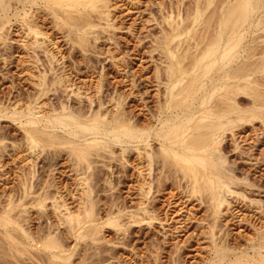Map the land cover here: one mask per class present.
<instances>
[{
	"label": "bare ground",
	"instance_id": "obj_1",
	"mask_svg": "<svg viewBox=\"0 0 264 264\" xmlns=\"http://www.w3.org/2000/svg\"><path fill=\"white\" fill-rule=\"evenodd\" d=\"M128 1L125 11H137L125 28L132 48L116 38L122 17L108 0H0V67L7 64L4 51L10 47L5 25L11 28L13 22L18 28L13 32L20 33L12 54L19 59L8 62L17 61L19 70L0 92V122L12 123L21 135L9 140L0 129V184H13L0 190V260L95 264L87 251L97 246L102 227L127 239L134 226H158L162 232L144 235L148 245L132 261L159 264L158 243L187 234L196 220L201 230L175 246L168 264H181L183 248L204 251L203 259L189 257L196 264L264 263V159L241 144L252 139L264 156V0ZM48 25L69 51L84 55L85 76L65 65L61 43L47 33ZM100 55L120 76H109ZM132 57L148 60L147 72L136 75L129 66ZM16 80L27 82L31 91L22 95ZM61 154L67 165L59 174L75 179V195L56 176ZM5 157L11 161L6 171ZM113 161L124 175L115 183L102 179L103 184L122 186L128 201L114 197L99 217L97 175ZM129 164L130 175L124 170ZM192 201L203 213L199 219L193 207H184ZM238 206L255 212L258 225L237 215ZM31 211L34 218L28 217ZM33 220L37 225L31 228ZM231 221L248 224L253 233L242 237L243 243L230 242L229 233L221 231ZM66 238L83 243L84 252L74 253L79 243L67 246Z\"/></svg>",
	"mask_w": 264,
	"mask_h": 264
},
{
	"label": "rangeland",
	"instance_id": "obj_2",
	"mask_svg": "<svg viewBox=\"0 0 264 264\" xmlns=\"http://www.w3.org/2000/svg\"><path fill=\"white\" fill-rule=\"evenodd\" d=\"M111 2V5L113 6V5H115L116 7H119V8H116L115 10L116 11H118V12H116L115 10H113V9H110L111 11H113V12H115V15L117 16V17H122L121 19H122V22L121 23H123L122 25V27H123V29L122 30H120V31H115V36H116V38H118V41L121 43H125L126 41L128 42V47L130 48H132V46H133V44H129V41L132 39V35H131V33L130 32H128V31H126L127 29H125L126 28V26L128 27L129 25H130V23L132 22V20L134 19V17H135V15H137V11H135V10H132L131 11V9L130 10H126L127 11V13H126V11H125V9L127 8L126 7V5H125V2H127L126 0H108V2ZM122 1V2H121ZM163 1H165V0H163ZM129 2V1H128ZM110 4V3H109ZM125 6V7H124ZM130 6V5H129ZM128 6V7H129ZM139 8H143V6L141 5V4H139V6H138ZM130 14H129V13ZM38 13H39V11H36L34 14L35 15H38ZM132 13V14H131ZM124 14V15H123ZM126 14V15H125ZM119 15V16H118ZM123 15V16H122ZM131 17V18H130ZM11 24L13 25V22H11ZM10 24V25H11ZM126 24V25H125ZM11 25V28H10V26H9V24H6L5 25V27H4V29H6V31H4L3 30V32H5V33H7V38L9 39V40H7L6 42L9 44V49H7V50H5L4 51V54H5V56L6 57H8L7 58V60H8V62L9 61H12V60H17V59H19V58H17V59H15V57H14V55H12L13 54V51L14 50H16V47H17V43H16V41L18 40V36L20 35V33H14L13 32V30L15 29V28H17L15 25H13L12 26ZM51 26V27H50ZM10 29H9V28ZM12 27L14 28V29H12ZM18 29V28H17ZM51 29V30H50ZM11 31V32H10ZM46 31H47V33L48 32H51V34L53 33L54 35H55V37H59V36H61L60 35V33L58 32V31H56L55 29H53V27H52V25H48V27H46ZM9 34V35H8ZM49 34V33H48ZM59 34V35H58ZM15 35V36H14ZM58 35V36H57ZM104 35V34H103ZM103 35H101V36H103ZM105 35H107V34H105ZM104 35V36H105ZM131 37V38H130ZM59 39V44H60V46H61V48H60V50L63 52V54H64V56H65V58H67V59H64L63 61L65 62V65L67 66V67H69L70 68V66H71V68H77V70H79L80 71V76L82 75V76H85L86 74H84L85 72L84 71H86V67H85V65H86V58H84V55L83 54H81V53H79L78 51H69L68 50V45H66V43L61 39V38H58ZM101 40V41H100ZM99 41H98V43H99V48H98V50L100 51V52H103L104 51V45H103V43H104V40L103 39H100ZM12 41H14V42H12ZM58 41V40H57ZM10 42H11V44H12V48H11V45H10ZM13 43L14 44H16L15 46L13 45ZM13 49V50H12ZM67 49V50H66ZM10 50V51H9ZM11 50H12V52H11ZM19 50V49H18ZM103 50V51H102ZM11 52V53H10ZM67 52V53H66ZM11 54V56L12 57H10V59H9V54ZM72 56H71V55ZM78 54H80V55H78ZM73 58H71V57ZM100 57V60L102 61H104V64L105 65H112L111 63H109L108 62V60L106 59L105 60V55H100L99 56ZM103 57V58H102ZM1 58V57H0ZM13 58V59H12ZM12 59V60H11ZM133 59V60H132ZM73 60V61H72ZM84 60V61H83ZM131 63L129 62V66L131 67V69H132V71L133 72H135L136 73V75H140V74H143V73H145V72H147L146 70H144V67H147L148 68V66L149 65H151L150 64V62H148V60L146 61V59H142V61L141 60H138V61H136L135 60V58H131ZM0 62H1V59H0ZM7 62V64H4L3 66H1L0 67V70L2 71V73L0 74V92L1 93H3V91L5 90L6 91V87L8 86V84H9V82H10V76H14V74L16 73L15 71H18L19 70V67H18V65H16V63L18 64V62L17 61H14V63H13V65L12 66H14L15 65V67H12L9 63ZM75 62V63H74ZM144 62V63H143ZM74 63V64H73ZM138 63V64H137ZM69 64V65H68ZM144 64V65H143ZM1 65V64H0ZM81 65V66H80ZM6 66V67H5ZM62 65H60V67H61ZM74 66H76V67H74ZM108 66V73L110 74L109 76H120L118 73H117V71H116V69L115 68H113L112 66H110L109 67ZM143 66V67H142ZM57 67H59V64H57ZM15 68V69H14ZM17 68H18V70H17ZM106 69V68H105ZM143 69V70H142ZM8 70H9V72H8ZM141 70H142V72H141ZM144 71V72H143ZM58 72H60V71H58ZM5 75H4V74ZM7 76V78L8 79H3V77L2 76ZM26 76L25 74H22V75H19V76ZM15 76H17V75H15ZM6 80V81H5ZM115 80H118V78H113V81L115 82ZM120 80V79H119ZM119 80H118V82H119ZM4 81H5V83H4ZM7 81H9V82H7ZM17 81V80H16ZM110 81H111V79H110ZM113 81H111V82H113ZM16 83H18L19 85V88L21 87V92H23V94L22 95H24L25 96V94L26 93H29L30 91H31V87L27 84V82H25V81H17ZM27 84V85H26ZM29 87H30V89H29ZM122 88V87H121ZM22 89H24V90H22ZM27 90H28V92H27ZM30 90V91H29ZM125 90V89H124ZM4 91V92H5ZM126 91H127V88H126ZM0 93V94H1ZM25 93V94H24ZM130 108V107H129ZM128 108V110H130ZM135 113H136V111H134ZM0 129H2L1 131H2V133H3V135L4 136H6L7 138H9V140H14V141H16L17 139L19 140L20 139V137H21V135L20 134H18V133H20L19 131H18V129H17V127L15 126V125H13L12 123H10V122H7V121H5V122H0ZM252 134V133H251ZM253 136H255L254 134H252ZM249 136H251V135H249ZM253 136H251L252 138H254ZM256 138V137H255ZM244 147H245V149H246V152L247 151H249V153H251V154H254L255 156H256V158H262V159H264V156H263V154H262V152H260L259 151V148L257 149V143H255V141H254V143L252 142V139H251V143H250V141H248L247 143L246 142H242L241 143ZM254 145V146H253ZM250 148H249V147ZM257 152H259V153H257ZM256 153V154H255ZM262 157H261V156ZM65 156L66 155H62L61 154V156L58 158V159H56V161H57V169H59V170H57L58 172V175H56V176H59V179H60V181L63 183V182H65V183H69L71 186V189L73 188L74 189V191L72 190V192H74L73 194L75 195V193L77 194V187L75 188V179H73V177L71 176L70 177V174H59L60 173V171H64L63 169V166H65V165H63V164H66L67 162H65ZM63 157V158H62ZM131 158H134V156L132 155L131 157H130V159ZM232 158V157H231ZM262 159H259V160H261V161H263ZM65 162V163H62L61 164V162ZM130 161H132V160H130ZM11 161H10V159L9 158H4L3 160H2V162H1V164H3V169L6 171V170H9V169H11V163H10ZM262 163V162H261ZM114 164V165H113ZM132 164H133V162H132ZM131 164V165H132ZM243 164V165H242ZM240 163V165H241V167H244L245 168V166L244 165H246V163ZM60 165V166H59ZM67 165V164H66ZM131 165L129 164V165H127L128 167H126V169H124V170H126L125 172L128 174V175H130V174H132L134 171H133V168L131 167ZM130 166V167H129ZM250 165H248L247 164V166H246V168H248ZM110 169H107V168H102L101 169V171L102 172H98V173H100L99 175H97V176H99L98 177V179L100 180V181H102L101 182V184L98 186V191L95 193L96 195V200H98V202H97V207H95V209H99V217L101 216V217H103L104 216V214H105V212L107 211L106 209H107V207H106V205L109 203V201H111L112 199H115V198H117L119 201L120 200H127L128 201V195H127V193H126V191L124 192V190L125 189H123L122 188V186H119V188L117 187H114L113 189H110L111 187H107V186H105L104 184H103V180H105V179H107V178H109V179H111V182H113V183H115V181H118V180H121L122 179V175H124V171L122 170L123 168L117 163V161L115 162V161H113L112 163H111V165H110ZM132 168V169H131ZM250 169V168H249ZM104 171H106V172H104ZM123 171V172H122ZM250 171V175L251 176H253L255 179H257L258 177H259V173H254L253 175H252V173H253V171H251V170H249ZM114 172V173H113ZM118 172H120V173H118ZM262 172L264 173V170L262 171L261 170V174H262ZM113 176H112V175ZM61 175V176H60ZM63 175V176H62ZM67 175H68V177H67ZM108 175H110L111 176V178H110V176H108ZM250 175H248L249 176V178L251 177ZM255 175H257V176H255ZM121 176V177H120ZM65 177V178H64ZM8 178H10V177H8ZM70 178V179H69ZM254 178H251V179H254ZM263 178V177H262ZM1 179H3V177L1 178L0 177V180ZM48 179V178H47ZM103 179V180H102ZM65 180V181H64ZM68 180V181H67ZM71 180V181H70ZM113 180V181H112ZM9 183L6 185L8 188L11 186H13V184L10 182V181H8ZM0 183H1V181H0ZM11 183V184H10ZM72 185H73V187H72ZM113 184H111V186H112ZM6 186H4V185H1L0 184V190L3 188L4 189V187H5V189L7 188ZM103 186V187H102ZM113 187V186H112ZM105 188V189H104ZM70 189V190H71ZM107 190V191H106ZM110 190V191H109ZM63 192H60V193H62L63 195H67V193L65 194V191H64V189L62 190ZM106 193V194H105ZM110 193V194H109ZM109 194V195H108ZM127 196H126V195ZM62 195V196H63ZM167 196V195H166ZM66 197V200H67V203L69 202H71V199L69 198L70 196L68 195V197L67 196H65ZM113 197V198H112ZM115 197V198H114ZM69 198V199H68ZM253 198V197H252ZM255 198V200H257V199H260V197H254ZM262 199V198H261ZM107 202V203H106ZM49 203V201L46 203V204H48ZM188 203V204H187ZM185 205H184V207H187V209H189V207H190V209H192V207H193V209L192 210H196V208H197V210H199L200 209V206L198 207V201H192V203H190V202H187ZM190 203V204H189ZM134 203H133V201H129V204H127L129 207H131V208H133L134 207V205H133ZM195 205H197V207L195 206ZM234 205V207H236L237 205H236V203H234L233 204ZM70 206H72V205H70ZM241 206V205H240ZM240 206H238V209H240ZM102 210H101V209ZM104 208H105V210H104ZM237 209V210H238ZM131 210V209H130ZM196 210V211H197ZM105 211V212H104ZM195 211V215H197V219H199V218H201L202 217V215H203V213L202 212H199V211H197L196 212ZM234 212H236V211H234ZM242 214H241V213ZM243 212H245V214L243 213ZM247 212H248V214H247ZM32 213H33V215H32ZM183 213V212H182ZM201 213V214H200ZM30 216H28L29 218H34L35 216V214H34V211H31V212H29L28 213ZM27 214V215H28ZM183 214H185V212L183 213ZM182 214V215H183ZM238 214H240V215H242V216H246V218H248L250 221H254V223L256 224V225H258L257 224V221H255L256 220V213L254 212L253 213V211H251V212H249V210H246V209H243V208H241L240 209V211H239V213L237 212V215ZM252 214V215H251ZM249 217H248V216ZM254 215V216H253ZM32 216V217H31ZM254 217V218H252V217ZM177 217V219H179L178 217L179 216H176ZM176 217H175V219H176ZM126 218V216H124V218H122V220L123 219H125ZM245 218V217H244ZM252 219V220H251ZM255 219V220H254ZM125 220H127V218L125 219ZM125 220H123V222L125 221ZM192 222H193V224H192ZM191 223H190V229L188 230V232H187V234H185V235H182V234H179V235H173L172 236V239L173 240H171L170 241V244L169 243H167V244H165V245H161V244H159L158 243V245L160 246H157L156 248H159V249H157L158 250V252H160L159 253V255H158V263L159 264H168V254L172 251H174L175 250V246L177 247L178 245L180 246H182V241L184 242L185 241V239L187 238V236L188 235H190V234H192V233H195V231H197L198 229H200L201 230V228H198V227H196V226H198L197 225V222H196V220H195V224H194V221H192ZM34 223V220H33V222H29V224H28V226L29 227H31V228H33V227H35L36 225L35 224H33ZM229 224H227L226 225V227L224 226V227H222V231H221V234H223V232L224 233H229V237H227V239L231 242V241H233V243H234V241L236 242V241H239L238 243H243V238L242 237H244V238H247L248 236L250 237V235H251V233H253V231H252V228L248 225V224H244L243 225V223H241L243 226H241V224H235L234 222H228ZM232 223V224H231ZM173 224V223H172ZM248 225V226H247ZM166 226V225H165ZM200 226V225H199ZM248 227V228H247ZM198 228V229H197ZM194 231H193V230ZM251 231H250V230ZM158 230H160L161 232H162V230H161V228L160 227H158L157 226V229H156V227L154 228V229H148L147 230V228L146 229H142V228H139V227H137V226H134V227H132L131 228V230H128V231H130V232H128V234H132V235H129V238L127 237V239L126 238H124V237H126V235L124 236V235H121L122 237H123V239H122V237L121 236H119V234L117 233V235H116V233H114L115 231H113L112 229H110L109 227H106V226H104V227H102V231H101V236H100V234H99V238H100V240L98 241V243H96L97 244V246L96 245H92L93 247H92V249H91V247H89L90 249H88V253H90V254H88V255H90V256H92V258L90 259V260H92V262H94L95 264H135V262L134 261H132V260H134V258L137 260L138 258L136 257L137 255L136 254H142L143 253V251H144V249H145V247H144V245L146 244V243H148V241H147V235H148V233L151 231V233H154V232H157ZM165 230H170V229H167L166 227H165ZM133 231V232H132ZM148 231V232H147ZM152 231H154V232H152ZM190 231V232H189ZM251 232V233H250ZM144 233V234H143ZM160 233V232H159ZM231 233V234H230ZM243 233V234H242ZM250 234V235H248V234ZM147 234V235H146ZM241 234H242V236H241ZM144 235H146V236H144ZM155 235H156V233H155ZM159 235H161V233L160 234H158L157 233V236H158V238H159ZM131 236V237H130ZM143 238H142V237ZM185 236V237H184ZM237 236V237H236ZM117 237V238H116ZM146 237V238H145ZM102 238V239H101ZM67 239V240H66ZM65 239V245H67L68 246V244H69V246H73L74 244H75V246H77L76 244L77 243H79L78 244V246L77 247H75L76 249H74L75 251H74V253H76V252H78L79 253V251H81V248H82V253L84 252V248H83V243H80V241H77L76 243H75V241H74V239H72V238H70V240H69V238H66ZM106 241H105V240ZM126 239V240H125ZM179 239V240H178ZM234 239V240H233ZM73 240V241H72ZM125 240V241H124ZM159 240V239H158ZM121 241V242H120ZM144 241H145V243H144ZM179 241V242H178ZM82 242V241H81ZM120 242V243H119ZM103 243V244H102ZM144 243V244H143ZM100 245V246H99ZM107 245V246H106ZM146 245H148V244H146ZM142 246V247H141ZM95 247H97V248H95ZM194 247V249H195V246H193ZM88 248V247H87ZM99 248V249H98ZM106 248V249H105ZM171 248H172V250H171ZM78 249V250H77ZM94 249H95V251H94ZM101 249V250H100ZM103 249V250H102ZM92 250H93V252H92ZM161 250V251H160ZM168 250V251H167ZM100 251V252H99ZM185 251V252H184ZM102 252V253H101ZM109 252V253H108ZM171 252V253H172ZM81 253V252H80ZM86 253V252H85ZM95 253V254H94ZM100 253V254H99ZM130 253V254H129ZM197 253V254H196ZM201 253V254H200ZM92 254V255H91ZM118 254V255H117ZM133 254V255H132ZM165 254V255H164ZM203 254V255H202ZM105 255V256H104ZM109 255V256H108ZM113 255V256H112ZM122 255V256H121ZM187 255V256H186ZM201 255V256H200ZM99 256H101V258L99 257ZM166 256H167V258H166ZM190 256H194V258L196 259V261H198V260H200V259H203V257H204V251L202 250H195V251H190L189 249H184L183 248V253L181 254V257L179 258V260H180V262H181V264L183 263V264H196V262L194 263L189 257ZM96 259H95V258ZM109 257V258H108ZM114 257H115V259H114ZM119 257V258H118ZM6 258V259H5ZM10 257H2V259L0 260V264H2V263H6V264H8L9 262H10V260H11V258L9 259ZM103 258V260H101ZM199 258V259H198ZM4 259V260H3ZM9 260V262L7 263V261ZM113 259V260H112ZM118 261H117V260ZM167 259V260H166ZM6 260V261H5ZM101 260V261H100ZM106 260H108V261H106ZM5 261V262H4ZM12 261V260H11ZM121 261V262H120ZM106 262V263H105ZM112 262V263H111ZM127 262V263H126ZM161 262V263H160ZM179 262V263H180ZM11 264H13V262H11ZM14 264H16V263H14ZM262 264H264V263H262Z\"/></svg>",
	"mask_w": 264,
	"mask_h": 264
}]
</instances>
